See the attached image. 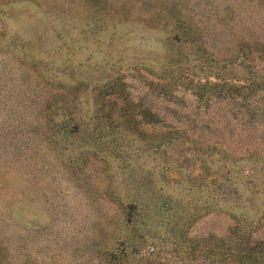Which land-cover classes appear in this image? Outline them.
I'll list each match as a JSON object with an SVG mask.
<instances>
[{
  "label": "rangeland",
  "instance_id": "rangeland-1",
  "mask_svg": "<svg viewBox=\"0 0 264 264\" xmlns=\"http://www.w3.org/2000/svg\"><path fill=\"white\" fill-rule=\"evenodd\" d=\"M254 40L264 0H0V264H221L234 227L264 239V110L212 88L264 83Z\"/></svg>",
  "mask_w": 264,
  "mask_h": 264
},
{
  "label": "trees",
  "instance_id": "trees-1",
  "mask_svg": "<svg viewBox=\"0 0 264 264\" xmlns=\"http://www.w3.org/2000/svg\"><path fill=\"white\" fill-rule=\"evenodd\" d=\"M179 28L185 32V36L189 37L194 42L198 41L196 35H198V29L191 27L186 21H177ZM197 31H196V30ZM195 38V39H194ZM188 40L187 42H189ZM242 47H246L248 53L261 52L264 54V43L254 40L243 44ZM264 63V61H263ZM232 75V73H230ZM229 74V75H230ZM218 80V78H216ZM219 84H212V88L215 90H223V93L230 95L235 100H246L248 93L252 94L256 101H254L255 111L253 118L263 116L264 110V83L257 82L251 79H244L243 86L234 87L230 82V79H222ZM202 88V87H201ZM206 88V87H204ZM227 95V97H228ZM65 123V122H64ZM63 123V124H64ZM74 128H77L76 123L73 124ZM211 252L220 250L221 264H264V239L256 237V231L249 230L244 226H236L231 229L229 236L225 240L213 241ZM218 253H215V255Z\"/></svg>",
  "mask_w": 264,
  "mask_h": 264
}]
</instances>
